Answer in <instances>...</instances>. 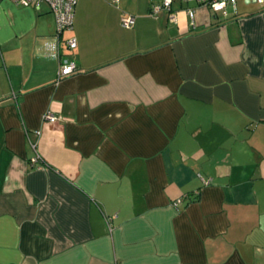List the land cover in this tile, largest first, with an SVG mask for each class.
<instances>
[{"label": "crops", "instance_id": "1", "mask_svg": "<svg viewBox=\"0 0 264 264\" xmlns=\"http://www.w3.org/2000/svg\"><path fill=\"white\" fill-rule=\"evenodd\" d=\"M120 1L0 0V264H264V0Z\"/></svg>", "mask_w": 264, "mask_h": 264}, {"label": "built area", "instance_id": "2", "mask_svg": "<svg viewBox=\"0 0 264 264\" xmlns=\"http://www.w3.org/2000/svg\"><path fill=\"white\" fill-rule=\"evenodd\" d=\"M16 3H20L23 5H29L39 10L42 4H46L50 11L53 13L55 17V25H56V34L59 35L65 30H70L72 28L73 22V14L74 8L77 0H11ZM183 2H194L198 4H203L211 8L215 12H222L226 14V6L228 0H182ZM261 3L263 0H256ZM173 0H162L161 7L165 9H169ZM161 7H154V12H157ZM188 16L191 19L194 17V10H188ZM134 24V16L130 14H125L121 18V25L124 28H130ZM66 45L72 49L76 46V42L74 38H70L66 40ZM76 72V64L66 58H60L57 72H56V82L62 80L63 78L72 75ZM44 117L48 120H54L56 116L52 114L50 111H47ZM40 158L36 155L31 159V162L35 164L37 167H41L38 163ZM178 201V200H177ZM106 222L109 224V217L106 218Z\"/></svg>", "mask_w": 264, "mask_h": 264}, {"label": "rangeland", "instance_id": "3", "mask_svg": "<svg viewBox=\"0 0 264 264\" xmlns=\"http://www.w3.org/2000/svg\"><path fill=\"white\" fill-rule=\"evenodd\" d=\"M137 2H135V1H129V0H122V1H120L121 2V6H122V3H125V5L127 6V7H129L128 6V4L130 3L131 4V7L133 6V4L134 5H136L137 6V8H139V7H144L145 6V2H146V0H136ZM134 2V3H133ZM119 5H120V3H119ZM124 5V6H125ZM130 7V8H131ZM128 14H131V12H127Z\"/></svg>", "mask_w": 264, "mask_h": 264}, {"label": "trees", "instance_id": "4", "mask_svg": "<svg viewBox=\"0 0 264 264\" xmlns=\"http://www.w3.org/2000/svg\"><path fill=\"white\" fill-rule=\"evenodd\" d=\"M181 1H182V0H181ZM182 2H183V1H182ZM161 5H162V2H161ZM161 5L158 6V7H161ZM154 7H156V6L153 5V6L150 8V15H151V16H155V15H156V12H154ZM161 8H163V7H161ZM161 8H160V9H161ZM163 9H165V8H163ZM122 17H123V16H122ZM133 25H134V24H133ZM133 25H132V26H133ZM121 26H122V25H121ZM122 27H123V26H122ZM123 28H124V27H123ZM130 28H131V27H130ZM126 29H129V28H126ZM63 32H64V31H63ZM63 32H62V33H63ZM62 33H60L59 35H61ZM59 35H58V36H59Z\"/></svg>", "mask_w": 264, "mask_h": 264}]
</instances>
